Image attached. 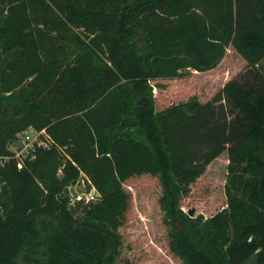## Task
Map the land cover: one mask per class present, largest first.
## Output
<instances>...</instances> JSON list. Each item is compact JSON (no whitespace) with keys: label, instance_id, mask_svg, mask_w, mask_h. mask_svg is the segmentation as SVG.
I'll return each instance as SVG.
<instances>
[{"label":"trees","instance_id":"16d2710c","mask_svg":"<svg viewBox=\"0 0 264 264\" xmlns=\"http://www.w3.org/2000/svg\"><path fill=\"white\" fill-rule=\"evenodd\" d=\"M229 46L244 68L189 97ZM3 54L0 150L30 125L52 143L0 165V264H116L148 176L181 264H264V0H0ZM224 153L225 206L191 219ZM79 170L98 200L71 202Z\"/></svg>","mask_w":264,"mask_h":264},{"label":"rangeland","instance_id":"374dc122","mask_svg":"<svg viewBox=\"0 0 264 264\" xmlns=\"http://www.w3.org/2000/svg\"><path fill=\"white\" fill-rule=\"evenodd\" d=\"M68 37H71V33L68 34ZM7 58L8 56L1 55L0 63L2 64ZM262 64L264 65V58ZM243 68L244 62L239 54L229 46L221 63L206 77L204 74L189 69L192 82L195 85V91L189 97L195 94L200 100L209 98L227 78L234 76ZM15 139L11 140L9 145H14ZM226 163L227 157L224 153L206 167L204 180L207 186V197L204 200L191 203L189 194L181 199L180 206L191 219L195 218L198 213H202L204 218H207L225 206V202H213L222 198L227 175ZM83 174L85 173L79 170L77 178L69 184V187H73L79 192L83 191L84 198L92 188H95L98 196L94 201L98 200L101 196L99 189L86 174L90 182ZM81 178L85 180L84 184H80ZM124 187L130 192L131 198L124 223L118 228L121 235V253L116 264H121L125 258L134 261L136 264H181V260L168 246V231L169 228L170 231L172 230L173 224H169L168 227L163 221V215L168 217V214L166 211L163 213L159 207L158 197L161 193L159 182L154 177L148 176L144 179L137 178L133 181H127ZM71 196V202H73L75 199H73L72 194ZM84 201L91 200L85 199ZM190 209H194V211L189 213Z\"/></svg>","mask_w":264,"mask_h":264},{"label":"built area","instance_id":"2783aa9c","mask_svg":"<svg viewBox=\"0 0 264 264\" xmlns=\"http://www.w3.org/2000/svg\"><path fill=\"white\" fill-rule=\"evenodd\" d=\"M14 145H7V153H3L0 150V165L4 164L5 162L14 159L16 161L17 167L21 168L22 165L26 160H30L35 157V154L38 149H45L48 148L52 143V138L47 132L46 128H36L32 125L28 126L23 131L17 133V137L14 140ZM85 178L88 177L83 174ZM89 182L90 180L87 179ZM85 180L81 178L80 184H84ZM70 188V187H69ZM73 190L75 188L71 187ZM84 192L78 191L75 189V200H94L98 196V192L95 188H92L91 191L83 197Z\"/></svg>","mask_w":264,"mask_h":264},{"label":"water","instance_id":"95a60500","mask_svg":"<svg viewBox=\"0 0 264 264\" xmlns=\"http://www.w3.org/2000/svg\"><path fill=\"white\" fill-rule=\"evenodd\" d=\"M70 192H71V194L74 196L75 195V191L72 189V188H70ZM194 211V209H190L189 210V213H192Z\"/></svg>","mask_w":264,"mask_h":264}]
</instances>
